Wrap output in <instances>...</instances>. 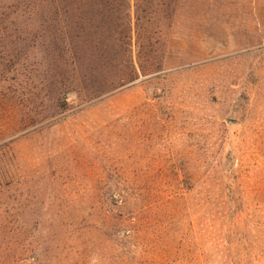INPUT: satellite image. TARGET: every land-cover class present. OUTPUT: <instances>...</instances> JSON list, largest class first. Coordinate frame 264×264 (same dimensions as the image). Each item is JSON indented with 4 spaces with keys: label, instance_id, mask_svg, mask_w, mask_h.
<instances>
[{
    "label": "rangeland",
    "instance_id": "374dc122",
    "mask_svg": "<svg viewBox=\"0 0 264 264\" xmlns=\"http://www.w3.org/2000/svg\"><path fill=\"white\" fill-rule=\"evenodd\" d=\"M0 264H264V0H0Z\"/></svg>",
    "mask_w": 264,
    "mask_h": 264
},
{
    "label": "trees",
    "instance_id": "16d2710c",
    "mask_svg": "<svg viewBox=\"0 0 264 264\" xmlns=\"http://www.w3.org/2000/svg\"><path fill=\"white\" fill-rule=\"evenodd\" d=\"M43 1L44 3H49V2H52L53 4L56 5V3L60 2V1H64V0H41ZM58 12V11H57ZM65 13L67 14V12L65 11Z\"/></svg>",
    "mask_w": 264,
    "mask_h": 264
}]
</instances>
